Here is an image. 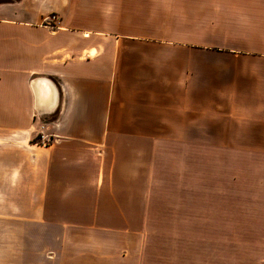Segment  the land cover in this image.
Returning a JSON list of instances; mask_svg holds the SVG:
<instances>
[{"label": "crops", "instance_id": "crops-1", "mask_svg": "<svg viewBox=\"0 0 264 264\" xmlns=\"http://www.w3.org/2000/svg\"><path fill=\"white\" fill-rule=\"evenodd\" d=\"M209 263L264 264V0L0 3V264Z\"/></svg>", "mask_w": 264, "mask_h": 264}, {"label": "rangeland", "instance_id": "rangeland-1", "mask_svg": "<svg viewBox=\"0 0 264 264\" xmlns=\"http://www.w3.org/2000/svg\"><path fill=\"white\" fill-rule=\"evenodd\" d=\"M16 0H0V3H9V2H15ZM56 20V17L54 15H51L49 18H48V21L49 22H52ZM47 120V119H46ZM38 138H33V140L35 142H39L40 145H46L47 147L50 146L52 144V142H50V140L48 141V138H39V140H37ZM40 139H41V142H40ZM159 182H162L163 179L159 178L158 180ZM86 200V196L84 194H78V195H75V197L72 196V199L71 200H75V201H79V200ZM161 200L158 201L159 205H160V208H163V205L161 204ZM174 203V202H172ZM166 212V211H165ZM167 213V212H166ZM210 230H213V233L214 234H217L218 237L221 236L223 234V232L221 231L220 233H216V230L220 229L219 227L217 226H208ZM206 228V227H204ZM226 231H227V227H226ZM181 244V245H180ZM174 243V245H172V250H175L176 252H178L183 246L182 244L184 243ZM187 246L188 248H194V243H187ZM183 248H186V247H183ZM210 264V263H209Z\"/></svg>", "mask_w": 264, "mask_h": 264}]
</instances>
